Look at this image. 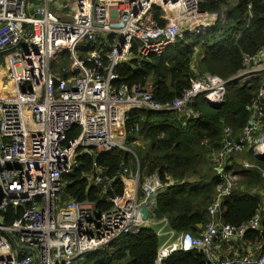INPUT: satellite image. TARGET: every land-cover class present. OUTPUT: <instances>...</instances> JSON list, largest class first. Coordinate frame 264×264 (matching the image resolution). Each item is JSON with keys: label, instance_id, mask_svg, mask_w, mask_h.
<instances>
[{"label": "built area", "instance_id": "obj_1", "mask_svg": "<svg viewBox=\"0 0 264 264\" xmlns=\"http://www.w3.org/2000/svg\"><path fill=\"white\" fill-rule=\"evenodd\" d=\"M199 3L0 0L4 65L0 69V264H77L116 239L154 225L153 219H143L140 210L143 205L153 215L157 193L167 186L156 175L140 185L137 174L123 170L121 177L133 185L131 197L107 198L111 208L106 212L87 200L57 207L62 177L74 170L80 155L128 150L125 121L129 112L185 113L198 98L208 105L223 104L228 83L245 90L257 83V92L245 107L249 117L238 137L224 128L220 151L208 157L220 182L208 208L210 220L199 237L182 233L160 248L154 264L173 253L192 250L202 251L208 264H264V251L226 257L221 248L240 242L248 231L260 232L264 203L248 224L238 228L217 219L223 200L239 182L236 172L258 169L243 154L250 152L256 160L264 157V47L244 54L241 69L227 80L214 75L193 79L189 90L172 104L155 102L150 85L111 86L118 79L115 70L128 61L133 44L141 62L160 57L185 33L208 30L216 21L225 23L228 10L238 0L215 14L200 12ZM155 6L163 13V25L154 19ZM65 9L70 10L69 17ZM84 45L93 50L79 58L77 49ZM63 53L68 54L69 67L53 73L51 63ZM93 166V183L110 191L115 177L104 178L101 169ZM232 166L236 171L227 170ZM259 173L263 183L259 195L264 202V171L259 169ZM10 208L16 209L17 218L4 224ZM160 223L167 225L166 220Z\"/></svg>", "mask_w": 264, "mask_h": 264}, {"label": "trees", "instance_id": "obj_2", "mask_svg": "<svg viewBox=\"0 0 264 264\" xmlns=\"http://www.w3.org/2000/svg\"><path fill=\"white\" fill-rule=\"evenodd\" d=\"M230 1L200 0L199 11L215 14L222 7H229ZM248 4H251L250 9ZM152 13L158 25H163L161 9L155 6ZM227 15L225 23L216 21L208 30L185 33L182 40L160 57L150 56L141 62L137 60L136 44H133L128 61L115 70L118 79L111 86L150 85L153 100L166 105L179 99L199 76L214 75L222 80L234 76L242 67L244 54L252 55L264 47V0H238ZM92 50L90 45L80 46L78 57L83 58ZM102 62L107 65V61ZM87 65L93 67L92 63ZM68 67L67 53L51 63L53 73L60 74ZM256 92L257 83L249 90L228 83L224 104L219 110L211 109L198 98L185 113L129 112L125 121L128 150L115 149L100 155L93 151L78 156L74 170L62 177L64 186L56 199L57 207L87 200L94 203L98 211L106 212L111 208L107 198L125 196L128 181L121 177L123 170L130 174L137 172L140 185L156 175L167 186L155 198L153 223L163 225L160 222L166 220V227L176 234L199 237L210 220L208 208L220 184L208 157L220 151L224 128L234 137L241 133L249 117L245 107L255 99ZM243 157L258 169L236 172L239 182L231 196L223 200L217 214L221 223L233 228L248 224L264 203L259 195L263 190L259 169L264 171V161L252 159L250 152ZM93 164L101 169L104 178L115 177L110 191L93 183ZM227 170L236 171L233 166ZM15 211L14 208L8 210L4 224L17 218ZM157 229L154 225L142 227L136 235L120 237L107 249L87 254L77 264H154L160 248ZM247 244L264 251V218L260 232L248 231L240 239L241 246ZM161 264L208 262L202 251L192 250L173 253Z\"/></svg>", "mask_w": 264, "mask_h": 264}, {"label": "crops", "instance_id": "obj_3", "mask_svg": "<svg viewBox=\"0 0 264 264\" xmlns=\"http://www.w3.org/2000/svg\"><path fill=\"white\" fill-rule=\"evenodd\" d=\"M136 174L138 175V173L135 172V174H133L132 176H134ZM128 183H129V181H128ZM139 198H141V196H139ZM155 224H154V226H158L157 235H158L159 241H160V248L165 247L166 245L170 244L172 241L176 240L179 237V235L181 234V233L176 234L175 232L169 230L164 225H155ZM221 248H222V254L226 257L232 256L236 252L241 254V255L244 253H248V252H251L253 255H257L260 252V248H258L257 246L251 245V244L241 246L239 240L236 241V244L226 245V246L222 245Z\"/></svg>", "mask_w": 264, "mask_h": 264}, {"label": "water", "instance_id": "obj_4", "mask_svg": "<svg viewBox=\"0 0 264 264\" xmlns=\"http://www.w3.org/2000/svg\"><path fill=\"white\" fill-rule=\"evenodd\" d=\"M222 104H209V107L211 108V109H214V110H219V109H221L222 108ZM261 158H259L261 161H263L264 160V157H262V156H260ZM1 195H0V202H1ZM140 212H141V215L143 216V219H152V214H150V213H148V211L146 210V208H145V206H143L142 205V207H141V210H140Z\"/></svg>", "mask_w": 264, "mask_h": 264}, {"label": "rangeland", "instance_id": "obj_5", "mask_svg": "<svg viewBox=\"0 0 264 264\" xmlns=\"http://www.w3.org/2000/svg\"><path fill=\"white\" fill-rule=\"evenodd\" d=\"M55 13L56 14H58L59 12L58 11H55ZM63 13H67V16L69 17V14H71L70 13V10L69 9H65L64 11H63ZM67 20H69V18H67ZM0 69H4V65H3V61H2V58L0 57ZM237 159L238 160H241V155H239L238 157H237ZM139 177V176H138ZM129 185H130V183H128V185H127V187H126V190H127V188L129 187ZM131 189H133V185L131 186ZM132 191V190H131ZM129 192H130V189H129ZM128 192V193H129ZM131 197V195L130 194H127L126 195V192H125V196H124V198L125 199H127V198H130Z\"/></svg>", "mask_w": 264, "mask_h": 264}, {"label": "bare ground", "instance_id": "obj_6", "mask_svg": "<svg viewBox=\"0 0 264 264\" xmlns=\"http://www.w3.org/2000/svg\"><path fill=\"white\" fill-rule=\"evenodd\" d=\"M225 122V121H224ZM130 183V185H129V187L127 188V190H126V195L127 194H130L131 195V186H132V183L131 182H129ZM129 189H130V192H129ZM129 192V193H128Z\"/></svg>", "mask_w": 264, "mask_h": 264}, {"label": "clouds", "instance_id": "obj_7", "mask_svg": "<svg viewBox=\"0 0 264 264\" xmlns=\"http://www.w3.org/2000/svg\"><path fill=\"white\" fill-rule=\"evenodd\" d=\"M235 85H236V84H235ZM236 86H237V85H236ZM237 87H238V86H237ZM238 88H239V87H238ZM240 89H241V88H240ZM244 90H245V89H244ZM224 100H225V99H224ZM206 104H207V103H206ZM223 104H224V103H223ZM223 104H222V105H223ZM207 105H208V104H207ZM208 106H209V105H208ZM152 216H153V215H152ZM152 218H153V217H152ZM149 220H150V219H149ZM151 220H152V219H151Z\"/></svg>", "mask_w": 264, "mask_h": 264}]
</instances>
